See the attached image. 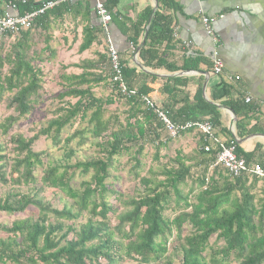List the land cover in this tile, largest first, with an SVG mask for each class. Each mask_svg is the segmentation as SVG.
<instances>
[{
  "label": "trees",
  "instance_id": "obj_1",
  "mask_svg": "<svg viewBox=\"0 0 264 264\" xmlns=\"http://www.w3.org/2000/svg\"><path fill=\"white\" fill-rule=\"evenodd\" d=\"M46 1L50 0H44ZM118 1L107 0L106 6L104 5L111 15V9L118 4ZM9 2L16 6L19 16L33 12L43 5L34 0H26L25 4L22 0H0V16H3L1 4ZM159 3L161 9H176L174 0H163ZM69 10H71L70 3H64L38 17L31 29L19 33L9 52H5L4 42L0 44V103L8 100L7 107L17 114L15 117L6 118L0 124V138L8 136L14 124L19 119L30 115L39 105L44 74L42 69L35 65L34 58L30 56L32 29L47 30L49 20L54 14L59 16ZM151 14L152 12L147 13V21ZM171 26L170 17L163 15L161 10L155 13L146 45L139 54L146 67H151V62L157 59V48L159 47L157 45L172 40ZM6 36H11V34ZM93 41L91 34L84 30L80 52L87 50ZM137 41L138 38L135 42ZM46 42H49L48 37ZM134 46L137 48L135 44ZM104 64L109 72V85L113 93L111 98L105 100L93 94L88 80L89 75L62 76L63 81L68 84L63 86L65 92L60 97H76L79 100L60 110L59 116L51 120L48 126L32 139L28 140L21 135L12 136L10 141L14 145L12 152L17 153L18 157L12 164L10 174L7 168L11 158L5 153L6 149L0 142L1 183L33 187L35 190L33 195L12 194L6 199H0V213L22 217L15 221L12 227H2V231L12 237L0 241V264L9 262L13 264H101V260L107 264H119L122 259L126 258L139 264L160 263L167 258L168 238L176 231L177 238L182 239L185 226H188L190 234L183 236L185 242L182 246V264H208L204 253L213 236H217L218 240L225 243L220 252L224 258L235 254L239 264H264V197L261 200L262 206L258 209L255 196L251 194L252 188H246L249 179H253L251 187L260 180L256 177L235 178V184L227 182L228 185L225 186L224 191L223 189L220 191L213 180V176L218 174L217 170L212 177L207 178L208 169L216 160V153L213 151L206 153L204 151L206 144H202V151L210 156V159L207 160L205 170L197 178L196 188L192 187L188 194H184L181 187L187 186L188 179L193 176L191 168L180 161L175 162L176 168L164 169L163 181L142 178L140 183L147 190L151 188V184H154V188L148 190L149 194L144 197L126 199L115 184H107L113 159L123 151H128L129 145L133 142L138 143L136 144L138 148L131 174L134 180L141 178L140 173L144 168L141 160L144 145L141 146L139 142L145 139V131L140 125L136 126L131 123L133 118L131 115L124 125L117 120L116 126L112 124L111 117L105 118L107 107L120 102L119 98L133 108L135 105H141V101L138 100L139 97L125 99L117 91L113 82L109 52L104 58ZM6 66L9 70L5 74ZM196 68L190 65L183 67L188 71ZM133 76L134 73L131 70L124 68V78L129 88L132 86L130 81ZM138 92L139 96L149 94V90L143 87ZM227 96L230 97V88L224 86L218 95L216 94V99ZM203 104L200 113L214 114L216 108L213 105L205 102ZM223 104L231 107L236 114L242 111L245 114L250 113L255 108L245 102H242L240 107V102L233 103L231 100ZM143 105L145 106L144 103ZM146 113L148 117L154 115L149 111ZM78 119L88 120V130L94 139H102L109 133L110 141L103 150L102 159L70 164L76 154V151L69 149L68 146L74 138L72 137L64 140L67 144L63 147L66 151V163L55 166L48 164L45 167L44 154L34 152L33 143L39 137H46L52 138L55 146L60 145L63 130L72 126ZM212 122L218 125V116H213ZM239 128L242 127L239 126ZM250 133L264 134V130L254 127L247 135ZM84 135L85 133L82 132L76 134V137L80 136L82 138L80 142H83L86 141ZM245 135L246 133L243 135L240 133V137ZM234 145L238 157L244 158L247 162H252L256 157L255 153H243L237 143L234 142ZM260 149L261 146L258 145L256 152ZM155 158L158 160V156ZM262 166L264 168V163ZM38 168L42 170L40 177L36 172ZM77 175L83 177L78 185L75 183ZM87 176H89L88 180L85 179ZM47 190L60 193L72 201V204L65 205L62 209L53 208L52 204L41 197ZM235 191H238L240 196L233 197ZM108 196L115 197L116 201L127 210L118 213L119 208L107 200ZM174 198L181 210L174 219H170L165 216V211ZM181 202L183 206L180 207ZM85 214L90 218L79 228L65 224ZM109 216H116L118 224L115 228H110ZM73 232L74 237L68 239L70 233ZM17 237L21 238L20 242ZM169 261L168 264H172ZM210 262L211 264H223L222 260H217L215 257Z\"/></svg>",
  "mask_w": 264,
  "mask_h": 264
},
{
  "label": "crops",
  "instance_id": "obj_2",
  "mask_svg": "<svg viewBox=\"0 0 264 264\" xmlns=\"http://www.w3.org/2000/svg\"><path fill=\"white\" fill-rule=\"evenodd\" d=\"M157 1L155 11V0H119L111 9L112 22L107 32L96 11L97 3L106 6L107 0H77L70 4L69 12L59 16L54 14L47 30L41 29L43 34L47 33L44 40L49 38L46 50L51 55L64 51L77 53L81 63L67 67L65 76L89 75L88 80L94 93L96 87L106 89L110 82L104 58L111 44L119 53L124 68L134 73L130 88L137 92L142 87L148 89L149 94L145 97L154 102L174 124L209 122L214 127L216 138L226 143L236 141L235 138L244 140L240 145L237 143L241 151L245 154L255 153L253 161L264 163V134L247 135L254 127L264 130V0H174L176 9H161L159 1L163 0ZM9 3L1 4L3 15H18L17 9L8 7ZM160 10L172 19V40L157 45V59L151 62V67H146L139 57L141 51L137 53V48L148 26L147 13L152 12L155 16ZM204 18L213 19L210 33L203 23ZM84 30L91 34L94 41L87 50L80 52ZM186 43L190 46H186ZM134 44L137 48H134ZM215 58L220 59L224 65L221 74L214 73ZM189 65L197 68L189 71L183 69ZM224 86L230 88V97L216 99V94ZM140 97L138 100L141 105L133 108L126 102L128 109L124 113L133 117V125H140L144 129L145 139L140 141L141 146L157 152L164 151L169 157L175 156L172 157L174 163L182 162L191 168V173L203 172L210 156L203 153L202 144L214 142L196 130L184 132L177 138L170 137L155 112L148 110L146 105L142 106ZM247 99L251 102L247 103ZM229 100L240 102V107L245 102L255 108L250 113L242 111L236 114L231 107L223 104ZM204 102L216 108L214 114L200 113ZM146 109L157 118L154 115L148 117ZM212 115L218 116V125L212 122ZM240 133L246 135L240 137ZM258 145L261 149L256 152ZM209 171L210 167L207 178L213 176L214 171L208 175ZM213 177L215 186L224 191L228 185L226 177L219 174ZM247 182L246 188H252V194L255 192V185L251 187L253 179Z\"/></svg>",
  "mask_w": 264,
  "mask_h": 264
},
{
  "label": "rangeland",
  "instance_id": "obj_3",
  "mask_svg": "<svg viewBox=\"0 0 264 264\" xmlns=\"http://www.w3.org/2000/svg\"><path fill=\"white\" fill-rule=\"evenodd\" d=\"M46 34H43L41 29H32V48L30 50V56L34 58L35 65L39 66V68L43 71V81H42V90L40 91V101L39 105H37L36 109L25 118L19 119L16 122L10 131L8 136L1 137L0 142L4 145L6 151L5 153L11 158L9 162V166L7 168V172L10 174L12 164H14V160L17 159V153H13L12 150L14 148L13 143L10 142L12 136L21 135L26 139H32L35 135H37L43 128L48 126V123L59 116L60 110L68 107V104H75L79 99L73 97H65L62 98L60 95L65 92L63 86L68 84L63 81L62 76L67 74V67L76 66L78 63H81V58L78 57L77 53L74 52H56L55 55H51L49 50H46L45 45L49 44L44 40ZM19 34H14L11 36H6L1 43L4 42L5 52H9L11 47L14 45L18 38ZM0 43V44H1ZM9 70V67L6 66L4 69V73ZM73 71V70H72ZM108 84L110 90L107 88L96 87L95 92L93 93L97 98L108 99L113 94L111 92V85ZM94 89V87H92ZM98 89V90H97ZM120 102H116L109 107H107L108 111L105 114V118H112V124H118L116 121L118 120L121 124H125L128 116L125 115L124 112H127L128 105L126 102L119 98ZM8 100H4L0 103V124L10 116H17L13 109H9ZM90 114V112H89ZM89 124L88 120H76L72 126H68L65 128L61 134L62 143L58 146H55L52 138L39 137L33 145L32 150L36 153L44 154V164L46 165H57V164H65V153L63 147L67 146L64 140L72 138L70 144H68L69 149H74L76 154L71 160L70 164H75L78 162H86L92 160L102 159L104 156V148L106 144L110 141V136L107 133L102 139H94L91 137L89 133ZM85 133L84 137L86 141L80 142L82 138L80 136L76 137L78 133ZM138 143L133 142L132 145H129L128 151H123L122 154L115 157L113 159V166L110 169V177L107 180V184H115L120 192L125 196L126 199L129 198H140L144 197V195L149 194L148 190L154 188V184L150 185L151 188L148 190L140 183L142 178H147L151 181H163L164 177L162 176V172L166 168L175 167L176 164L174 160L169 154H166L164 151H156L151 149L150 147L144 146L143 155L141 157L143 169L141 170L139 180H134L132 178V167L135 166L134 158L136 157V150ZM140 144V142H139ZM156 156H158V160H156ZM22 158V157H21ZM199 170V169H198ZM220 171L218 174L226 177L228 182H233L234 178H231L227 172L223 169H218ZM38 176L42 175V170L40 168L36 169ZM209 171V174L210 175ZM200 171H194L192 173V178H189L187 181V186L183 185L181 187L184 194H188L192 187L196 188V175L201 174ZM214 174V172H213ZM9 177V175H8ZM83 177L76 176L75 183L78 185ZM86 180L89 179V176L85 177ZM39 187V186H37ZM255 192H252L255 196V203L258 209L261 208L262 203L261 200L264 197V181H259L255 185ZM253 190V191H254ZM35 190L33 187L26 186H12V185H3L0 181V199H6L10 195L14 194H31L33 195ZM240 196V193L236 192L235 196ZM42 198L45 199L46 202L53 205L55 209H62L65 205H71L72 201L68 200L60 193H55V191L47 190L42 194ZM107 200L110 201L111 204H115L119 208L118 213H123L127 209H125L121 204H119L115 197H107ZM183 206L182 202L179 205ZM33 209H31L32 211ZM35 210V209H34ZM181 208H178L175 198L172 200L171 204L165 211V216L170 219H174L179 213ZM36 211V210H35ZM90 216L87 214L78 218L75 221L65 222L67 226H73L75 228H79L81 225L86 224ZM110 218V228H115L117 226L116 216H109ZM18 219H22L21 215H8L6 213H0V241L6 240L12 235H9L2 231V227H12V224ZM188 226H185V232L182 233V239L177 238V233L174 231L173 235L168 238L167 249L168 252L166 254V259L160 263L155 264H168L170 260L172 264H182L183 260V252L182 246H184V238L183 236H188L190 234ZM74 237V232L70 233L68 239H72ZM118 238V237H117ZM17 240L20 242L21 238L17 237ZM225 246V243L222 240H218L217 236H213L209 241V247L207 248L204 256L207 257V263L211 264V259L215 257L217 260H222L223 264H239V261L236 258L235 254H231L229 257L224 258L220 253L222 248ZM219 253V254H215ZM169 261V262H170ZM6 264H13L11 262ZM101 264H107L104 260H101ZM119 264H139L131 259H122Z\"/></svg>",
  "mask_w": 264,
  "mask_h": 264
},
{
  "label": "built area",
  "instance_id": "obj_4",
  "mask_svg": "<svg viewBox=\"0 0 264 264\" xmlns=\"http://www.w3.org/2000/svg\"><path fill=\"white\" fill-rule=\"evenodd\" d=\"M77 0H50L43 2V5L33 11L27 12L26 14L19 16H13L10 14H4L0 17V43L5 38L7 34H19L22 31H26L32 28L34 21L43 16L47 11L55 9L56 6L64 3H74ZM22 3L25 4L26 0H22ZM8 7L16 9V6L13 3H9ZM96 11L98 16L102 19L104 27L108 32V25L112 22V16L102 3H97ZM213 19L204 18L203 23L210 33V27L212 25ZM108 41L110 38L108 37ZM190 46L189 43L185 44ZM135 48V46H134ZM133 48V49H134ZM135 51V49H134ZM108 52L110 56V63L112 68V77L113 82L117 87L119 94L125 99L138 98V92L134 89L129 88L125 78H124V66L121 63V58L117 50L110 44L108 47ZM224 65L222 61L218 58L214 59L213 70L215 74H221L223 72ZM142 102L149 108L153 110L158 118L163 123L165 130L168 135L172 138H177L180 134L196 130L199 133L204 134L208 140L214 142V144H206L204 146V151L206 153H211L212 151L216 153V160L214 164L210 166L211 173L218 169H223L231 178H240V177H256L260 181H264V168L259 161L247 162L244 158L238 157L236 153V146L234 142L226 143L224 141L216 138L214 133V127L209 122H188L183 125L174 124L169 117L162 111L160 108L152 102L149 98L142 96L140 97ZM247 103H250V99L246 100ZM209 179V178H208Z\"/></svg>",
  "mask_w": 264,
  "mask_h": 264
},
{
  "label": "water",
  "instance_id": "obj_5",
  "mask_svg": "<svg viewBox=\"0 0 264 264\" xmlns=\"http://www.w3.org/2000/svg\"><path fill=\"white\" fill-rule=\"evenodd\" d=\"M155 3H156V8H155V11H156V10H157V7H158V1L155 0ZM153 18H154V13L151 15V17H150V19H149L148 26H147L146 31H145L144 39H143L142 43L140 44V46L137 48V53H139V52L143 49V47L145 46V44H146L147 37H148V34H149L150 25H151V23H152ZM139 67H141V66H139ZM141 68H142V67H141ZM231 112L233 113V115H235V113H234L232 110H231ZM234 122H235V120H234ZM234 122H233V123H234ZM262 137H264V135H262ZM235 140H236V142H237L239 145H240L241 143L244 142V140H238V139H236V138H235Z\"/></svg>",
  "mask_w": 264,
  "mask_h": 264
}]
</instances>
